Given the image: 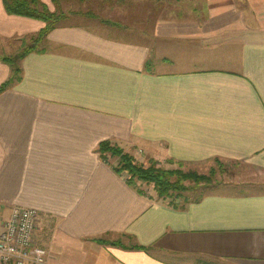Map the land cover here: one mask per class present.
<instances>
[{
  "label": "crops",
  "instance_id": "0c3cea01",
  "mask_svg": "<svg viewBox=\"0 0 264 264\" xmlns=\"http://www.w3.org/2000/svg\"><path fill=\"white\" fill-rule=\"evenodd\" d=\"M147 1L97 0L94 24H59L0 93V230L36 209L50 264H264V187L177 208L99 152L239 161L264 183V0H173L128 21ZM45 26L0 0V87Z\"/></svg>",
  "mask_w": 264,
  "mask_h": 264
},
{
  "label": "rangeland",
  "instance_id": "374dc122",
  "mask_svg": "<svg viewBox=\"0 0 264 264\" xmlns=\"http://www.w3.org/2000/svg\"><path fill=\"white\" fill-rule=\"evenodd\" d=\"M173 2V0H148L146 3H144V5L143 3L140 6L134 4L135 17H132V13L129 14V16H126H128V21H136L137 18L142 17L140 11L150 10L152 13V19L153 17L155 18L158 13H168L170 12V10L174 9L175 7L172 5ZM54 4V10H50L56 12V14L58 15H65V18L62 19L59 24H94L95 22L93 20L94 18H96L95 15H97L100 10L105 8L104 5V7L100 6V3L98 4L97 0H57V2H54ZM130 5L129 8H131ZM134 23L137 24V22ZM130 25L132 26L133 24ZM25 47L26 46H24V48ZM113 143L118 145L125 152L133 154L139 162L148 164L150 160H154L152 158L146 157L133 148H126L116 142ZM104 161L108 164H112L115 167L119 162V158L113 155L111 152H105ZM157 162L159 166L165 170L181 169L186 172L193 171L195 173H198L199 175L210 177L211 181L207 183L204 182L195 184L194 182H186V185L191 187L192 189L188 192H185L184 196L191 200H194L201 195L205 196L208 193L213 192L237 193L239 191H242L243 189H246L247 187H255L256 190L260 191L264 187V183L260 181L261 178L259 176H255V170H253L252 167L247 163H241L239 161L214 158L209 161L191 163L176 162L173 160H170L169 162ZM138 188L145 191L146 194H153V196L158 198V195L154 191L152 186L143 184ZM170 200L171 199H167V202ZM172 200H176V203L179 205L184 204V201L181 198H173Z\"/></svg>",
  "mask_w": 264,
  "mask_h": 264
},
{
  "label": "trees",
  "instance_id": "16d2710c",
  "mask_svg": "<svg viewBox=\"0 0 264 264\" xmlns=\"http://www.w3.org/2000/svg\"><path fill=\"white\" fill-rule=\"evenodd\" d=\"M57 2V0H54ZM6 9L11 14L21 15L24 17L35 18L45 22L46 26L33 38L30 45L26 46L22 51L14 56L7 57V61L13 68V73L10 79L0 87V93L10 87L13 83L21 80L22 59L33 51L42 50L40 47L44 43L50 31L59 25V22L65 18V15H58L51 11L47 4L41 0H4ZM152 60L146 62V69L151 70ZM101 158L104 160L105 152H111L119 158V162L114 169L126 178L129 185L135 186L141 194H146L141 190L140 185L146 184L152 186L157 193L159 199L167 200L173 207H183L189 204L192 200L184 196L192 188L186 185V182L207 183L211 181L210 177L199 175L193 171L165 170L159 166L155 160H150L148 164L139 162L133 154L125 152L112 141H103L99 146ZM201 195L194 200L202 199ZM173 198H181L184 201L183 205L176 203ZM193 200V201H194ZM102 241V240H100ZM2 264V263H0Z\"/></svg>",
  "mask_w": 264,
  "mask_h": 264
},
{
  "label": "built area",
  "instance_id": "2783aa9c",
  "mask_svg": "<svg viewBox=\"0 0 264 264\" xmlns=\"http://www.w3.org/2000/svg\"><path fill=\"white\" fill-rule=\"evenodd\" d=\"M39 214L36 209L15 207L0 230V263L50 264L45 248L36 243Z\"/></svg>",
  "mask_w": 264,
  "mask_h": 264
}]
</instances>
